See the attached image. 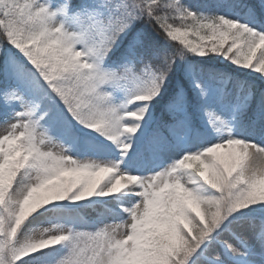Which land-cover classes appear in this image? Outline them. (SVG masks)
Listing matches in <instances>:
<instances>
[{
	"label": "snow or ice",
	"instance_id": "1",
	"mask_svg": "<svg viewBox=\"0 0 264 264\" xmlns=\"http://www.w3.org/2000/svg\"><path fill=\"white\" fill-rule=\"evenodd\" d=\"M0 264H264V0H0Z\"/></svg>",
	"mask_w": 264,
	"mask_h": 264
},
{
	"label": "rangeland",
	"instance_id": "2",
	"mask_svg": "<svg viewBox=\"0 0 264 264\" xmlns=\"http://www.w3.org/2000/svg\"><path fill=\"white\" fill-rule=\"evenodd\" d=\"M49 225H44V227H48Z\"/></svg>",
	"mask_w": 264,
	"mask_h": 264
}]
</instances>
